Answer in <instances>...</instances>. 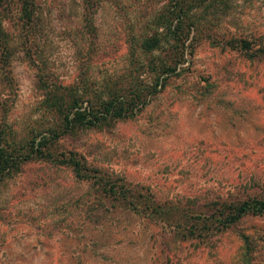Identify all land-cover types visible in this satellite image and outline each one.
Wrapping results in <instances>:
<instances>
[{"label": "rangeland", "instance_id": "rangeland-1", "mask_svg": "<svg viewBox=\"0 0 264 264\" xmlns=\"http://www.w3.org/2000/svg\"><path fill=\"white\" fill-rule=\"evenodd\" d=\"M173 3L89 0L83 9L81 0H33L26 30L8 0L0 8L6 143L36 146L48 136L58 120L41 104L44 92L77 84V51L94 31L88 82L97 85L125 66L130 34L151 33ZM196 13L179 78L131 117L58 131L41 156L0 179V264H264V214L222 228L213 205L264 198V0H203ZM233 39L248 43L247 55L225 45ZM99 176L129 191L136 208H158L138 215L103 198Z\"/></svg>", "mask_w": 264, "mask_h": 264}, {"label": "trees", "instance_id": "trees-1", "mask_svg": "<svg viewBox=\"0 0 264 264\" xmlns=\"http://www.w3.org/2000/svg\"><path fill=\"white\" fill-rule=\"evenodd\" d=\"M15 1L19 6L20 24L29 30L33 27V0ZM197 1L173 0V6L167 8L162 16L153 22L151 33H140L138 36L130 34L128 42L125 41L127 54L125 66L118 75L107 74L102 80L97 78V85L88 82L91 77L89 63L95 53L94 31L91 38L84 44L85 52H82L83 48L82 50L78 48L77 51L84 56L80 61L84 63L79 67L80 77L76 80L77 84L57 86L44 92L41 104L58 120L55 126L47 129L48 136L43 137L42 142H38L36 146L29 143L30 145L14 147L12 142L6 143L0 131V179L9 174V171L20 161L41 156L46 144L58 138V131L64 134L79 128H101L109 121L131 117L148 99L158 93L161 88L163 89L170 79L179 78L180 71L183 70L181 65L185 62L184 56L189 54L185 46L187 35L197 31L199 17L196 7L203 5V0L199 2V5L196 4ZM7 2L8 0H0V8H4ZM88 4L89 0H81L83 9ZM82 31L88 33L84 26ZM7 42L0 26V52L5 55L2 60L4 66L8 63ZM225 45L247 55L248 43L243 39L229 40ZM66 163L72 167L76 179L82 180L87 177L85 174L82 176L79 174L81 169L79 162L68 159ZM115 181L108 176L103 178L99 176L93 183L101 188L100 195L103 198H119L126 201L129 212L151 216L152 211L158 208L156 203L155 207L152 205L154 204L152 201L143 209L136 208L135 202L129 200V191L119 190ZM226 201L219 200L213 203L216 207L215 211L222 216L217 222L219 227L225 228L245 214H264V198L247 197L246 200L237 201L235 204ZM190 205L192 204L187 206ZM211 206L208 209L213 207ZM199 213H203V209ZM244 241L247 240L244 238Z\"/></svg>", "mask_w": 264, "mask_h": 264}]
</instances>
